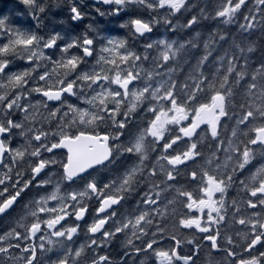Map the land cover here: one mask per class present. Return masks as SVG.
Returning a JSON list of instances; mask_svg holds the SVG:
<instances>
[{"label": "flooded vegetation", "instance_id": "flooded-vegetation-1", "mask_svg": "<svg viewBox=\"0 0 264 264\" xmlns=\"http://www.w3.org/2000/svg\"><path fill=\"white\" fill-rule=\"evenodd\" d=\"M44 3L48 4L53 12L60 15L59 21L55 25L51 24L53 31L60 33L62 23L66 19L63 13L66 6L64 0H48ZM161 9H169L167 10L170 11L169 13H176L170 6ZM63 27L67 31L71 30L67 23H64ZM210 109V114L213 116L216 113L219 114L218 108L212 106ZM25 114H27L26 118H24ZM19 115L20 118H18ZM17 124L20 126L16 127ZM0 127L8 130L0 132V141L5 148L4 152L0 154V180L4 181L0 185V192L4 188L8 189L7 193L0 195V203L15 195L20 187L32 178V168L41 159L49 165L44 170L47 173L45 176L48 182L47 189L56 190L59 188L60 190L56 200L40 202L42 196L46 197V192L39 189L36 186V181H33L31 187L21 193V196L10 208L0 213V249L4 250L0 251V264H30V262L31 264H97L101 260L100 257H106L105 259L120 264H132L136 258L137 264H142V261L146 260L149 261V264H161V261L164 264H207L205 255H201L204 252V246L212 250L211 244L206 240L209 231H201V229H206L205 217L209 209V201L203 197L206 192L205 176L202 172V177L193 188L194 182L191 179L194 176H191L189 180V163L182 170L185 166L184 162H188L187 159L192 152L188 151L187 155L184 153L185 151H182L183 154L173 155L170 166L165 160L168 156L164 158L168 170L173 169L174 172H179L177 177L171 173H169V177L177 182L176 186L183 189L182 194L185 193V201L180 207L175 225L170 219L159 214V208L151 213L141 211L139 202L142 192L138 187L137 193L134 194L128 191L125 195L121 192L112 195L113 193L106 189V178L102 177L101 182L96 181L101 170L111 167L109 164L86 172L74 182H58L57 178H60V173L63 172L66 164V152L64 150L48 152L47 149L56 144L61 137L55 139V142L52 141L49 134H44L39 142L33 139L30 129L33 131L39 129L38 122H34L27 111L15 110L12 112L9 108L7 112H1ZM53 129L60 131L59 128ZM37 150H39V155H33ZM253 157L264 164V154L255 151ZM141 158V163L137 159V183L140 180L147 183L150 179L158 178L162 168L157 165L150 167L152 168L151 175L146 178L143 175V170H147L149 167L144 168L141 165L144 163L145 156L142 155ZM255 160L253 162L256 164ZM152 172H156V174ZM244 172L241 169L233 173L231 177L233 187L239 185L240 179L244 177ZM156 181L152 190L157 196V201L159 196L166 194L165 198L160 199L170 203L174 202L171 191L163 193V189L159 187L165 182L157 181L159 182L157 183ZM90 182L97 184L96 191L88 187ZM65 190H68L66 194ZM231 190L235 192L234 188ZM189 191L195 194L191 199L192 202H189L190 199L187 198ZM253 193H255L253 206H248V209L263 211L264 199L260 198L264 197V179L261 180L259 187L250 191L249 199L253 197ZM108 196L118 198L119 202L97 214V209L101 206L100 200ZM136 205L137 209L132 208ZM41 208L44 209L43 213L40 212ZM84 208L88 213L85 218L87 223L85 219H75V216ZM61 217L64 219L60 223H56ZM238 218L244 220L245 214H237L234 219ZM48 222H52L53 227H49ZM101 225L102 228L98 232L89 231V228L95 226L100 228ZM72 227H76L77 232L72 235V239H68L69 229ZM175 227L185 236L175 237L172 231ZM189 229H193L194 234H188ZM61 231L63 235H57ZM160 235L162 236L159 238ZM232 242L233 240H231V244ZM149 244H151V248L147 247ZM229 245V243L220 244L219 252L225 253L229 258L236 257V260H239L238 257L244 258L245 264L250 257L256 256L264 248V246H259L249 252L246 251L248 244L242 250L236 249L238 252L235 253ZM137 250H139L138 254ZM230 252L235 253V256L230 255ZM176 257H179L180 260Z\"/></svg>", "mask_w": 264, "mask_h": 264}, {"label": "rangeland", "instance_id": "rangeland-1", "mask_svg": "<svg viewBox=\"0 0 264 264\" xmlns=\"http://www.w3.org/2000/svg\"><path fill=\"white\" fill-rule=\"evenodd\" d=\"M129 1L131 3H126L123 0V3L117 4V6L120 7H115L113 9L114 18L117 17L116 12H119L118 17H120L123 13V9H127L134 3H138L139 6L148 8L150 14L144 17H146L147 20L150 19L149 21L159 28L157 32V29H155L153 35L146 36L144 40H147V42L143 44L141 42L144 40L136 42L135 35L133 32H130L129 24H131L132 20L137 19V15L131 14L129 17H125L118 21L117 26L120 27L121 30L127 29L133 36L132 40L137 48L140 49V52L135 51L136 49L121 48L124 46L121 41L122 39L116 40V45L110 42L106 43L108 41L107 33L97 34L98 31L105 28V23L91 19L93 13L98 12L97 8L92 7L86 0L82 1L87 12V18L81 28L84 34L87 33V36L96 39V52L94 53V61L89 65V70H83L77 73V75L83 76L87 74L89 77L87 80L83 79V77L78 80L81 92H83L87 85L85 96L80 97V99H82L80 103H85L86 105L85 107H81L79 103L75 105L69 104L70 106L67 109L69 115L66 116L67 123L73 125V121L77 120L79 124L90 129L100 125L99 129L107 134L109 131V134L113 136V141L126 138V141H123V143H126L127 149L135 155H137V142L142 144L141 149L144 150V142L146 140H150L149 142L147 141L146 144L152 147L151 149L154 150L157 157L168 152L167 150H171V153L174 155H178L182 151L193 152V149L197 150L194 153H198V151L204 152L209 166V171L205 174V182L207 196L210 194L212 197L209 198L211 201L209 213L211 215L218 202V197L221 199L220 207H222L223 196L220 195L223 194V191L220 195L217 192L214 194V192L218 190L216 185L219 184V179L229 182L234 172L254 163L253 166L245 172L244 177L240 179L239 183L243 201L246 202L249 199L250 191L252 192L259 187L261 180L264 179V164L255 160L253 157L255 150L253 149L254 145H252L256 129L264 125V83H260L258 87L255 86V82H251V79L248 82L245 73H237L233 71L234 66L230 67L231 63L227 62V65H225L219 60L210 71H213V78H217L219 75L221 78L225 79L228 90H225L226 93L222 94L216 91L209 97L204 96L201 98V91H203L205 87L208 90L215 87L201 74L202 67L208 63V56L204 57L198 51H188L184 54L182 39L178 36H169V31H172V28L168 29L165 25L155 20L156 18H161L168 23L167 19L164 18L165 14L163 13V9H161L163 4L162 0ZM261 1L262 0H258L259 3ZM169 6L172 7L170 4ZM235 7L237 6H226L227 14L224 15V17L227 22H231ZM173 9L176 10L175 8ZM108 11L109 10L103 12L107 13ZM17 12L20 13L19 10H17ZM218 12H222L221 9L216 11V16ZM63 13L66 19L63 21L62 26H64V23L68 22L66 7ZM204 15L205 20L212 17L213 14L211 9L206 11ZM139 19L141 18L139 17ZM88 25H91V28H89ZM249 25L252 27L251 19H249L248 27ZM19 27L24 28V26ZM51 33L55 32L53 31ZM50 57L56 62L55 66L58 69L64 68L63 61L66 60L67 57H62L58 60L54 59V56ZM28 58L32 60L35 59L34 62L40 63L36 66L38 69H40L41 66H51L49 65V60H44L40 55H29ZM98 67H100L98 70H104L102 74L94 72ZM14 69L16 71L20 69L25 70V68L21 66ZM51 71H54L53 66ZM43 73H46V71L41 72L40 75ZM11 75L12 74L7 73L4 76H0V93H6L12 81L18 86H24L26 79L16 80L17 75L21 76L19 73L13 76ZM129 76H131L133 80L135 78V83L127 87L126 98H123L122 90L117 89L119 84L116 83V80L117 77H119V81L121 82ZM96 80H98V83L95 82ZM234 80H237V85L232 84ZM242 81H244V84H249L245 85L243 90L239 91L238 84L240 85ZM35 84L36 80L34 81V85ZM3 86H5V89ZM237 92L238 95L245 99L246 104L245 108L240 113H237L238 110L233 108V113L229 115L231 124L227 134L229 137L237 138L238 141L236 144L229 143V140L223 142L219 141L214 145L216 136L214 131L217 128L216 120L225 114V106L229 103L232 105L233 101L236 100L235 95ZM11 95H13V93H11L10 96ZM105 96L107 97L106 99ZM218 97H220V101L215 102L214 98ZM88 99L90 101H88ZM1 100L3 99H0V101ZM101 100H104L103 104L100 103ZM8 101H11V99ZM12 103L15 107L18 105V101L15 97H13ZM29 104V101H25L22 102L20 106L26 108ZM211 106L215 108L219 107V114L217 115L216 113L214 117L210 116L209 123L211 126L208 127L207 130H209L212 135L210 133L206 135L202 133L190 139L188 141L189 144H180L176 148V143L181 139V135H179L180 130L188 126H182L184 119L188 115L193 116L195 114L193 113L194 109H208L207 111H209V107ZM81 114H83V119H81ZM103 117L106 118L104 122H102ZM204 117L209 116L204 115ZM211 119L213 120L212 124ZM248 120L250 121L248 122ZM122 123L124 125L123 127H121ZM161 124L164 125L162 134L152 135V132L158 130ZM105 125L106 127H104ZM242 126L246 128L248 133L243 138H239L237 129L239 127L243 128ZM119 146V144H116L114 149L117 150ZM254 160L256 164L253 162ZM133 161L137 162V158ZM159 164L161 165V163ZM162 166H165V163H163ZM130 174L131 173H129V176ZM49 181L51 182V180ZM119 186L122 187L123 185L119 183ZM136 187L137 186L134 188ZM50 189L46 197L50 195L51 192L55 191L52 188ZM46 201L51 202V200L47 199ZM216 207L218 208V206ZM240 222L242 221L240 220ZM51 243L55 244L53 242Z\"/></svg>", "mask_w": 264, "mask_h": 264}, {"label": "snow or ice", "instance_id": "snow-or-ice-1", "mask_svg": "<svg viewBox=\"0 0 264 264\" xmlns=\"http://www.w3.org/2000/svg\"><path fill=\"white\" fill-rule=\"evenodd\" d=\"M22 2L27 3V0H22ZM105 3H108L109 0H104ZM168 3L170 4L173 8H175L177 11L179 10V8L183 5L184 0H162V3ZM117 4H121L123 3V0H116ZM41 11H43V8L40 9ZM73 15V21L75 22L76 20H83V16L81 15V13L79 12V10L76 7H73L71 9ZM97 11H99L97 9ZM227 14V10H225L224 12H218L217 16H224ZM101 15H103L101 13ZM116 15H119V12H116ZM34 19L36 18L35 16L33 17ZM195 21V18H193L192 20L189 21V26ZM6 23V18L5 19H0V25H3ZM89 28H91V25H88ZM147 25H144V28L147 29ZM150 30V29H149ZM137 31H140V29H137ZM63 38L57 33L55 35H53L50 39H48L47 44L45 45V49H55L58 50L61 57H64L65 55L69 54L70 49L72 48H77L80 52L79 55H70L68 59L64 60V67L65 68H76L78 64L83 63L84 62V58H92L94 56V53L96 52V49H93L91 46L94 44V40L92 38H88L87 37V33L84 34V38H80L77 37L75 39H73L71 42H65V45L63 47H61L58 44V41L62 40ZM35 40V37H33L31 40H25L23 41V43L25 44H31L33 43V41ZM56 52L54 51L52 53L53 56H55ZM68 56V55H67ZM50 58V57H47ZM29 61H31V58H29ZM94 67V66H93ZM6 70V64L5 65H0V71H4ZM23 77L17 75L16 76V80L19 81L21 80ZM46 77L45 75H41L40 76V80H44ZM83 79L87 80L89 79L88 76H84ZM95 82L98 83V80H96ZM116 83H120L119 81V77H117ZM121 87H124L123 84L120 85ZM32 92L35 93H40L42 94L43 98H46L47 102H61V103H67L68 102V97L75 95V89H74V85L72 83H69L66 87H64L60 92H52V91H43L40 87H34L32 90ZM67 94V95H65ZM63 98V99H62ZM107 97L105 96V99ZM0 99H2V97H0ZM41 102V101H40ZM38 102V103H40ZM100 103H104V100H101ZM70 106V105H69ZM9 108H11V104L8 105ZM59 112V105H55L54 106V110L52 111V115L56 116L57 113ZM81 119H83V114H81ZM20 125L17 124L16 127H19ZM123 123L121 124V127H123ZM164 125L161 124L160 128L156 131L152 132V135H159L162 134V129H163ZM7 129L4 128H0V132H7ZM44 133H40L37 134L35 136V140L37 142L41 141V139L43 138ZM79 139H84L87 141H93V138L91 137H82V138H77ZM105 140H107V137H104ZM56 147H67L69 149V152L71 153V157L70 159L72 160V164L71 166H65V175H66V179L71 181L73 180V178L75 176H77L78 174H80L81 172H83L84 170H86L88 167H90L93 163L95 162H100L101 160H103L104 158H106V151H93L92 153L88 154V155H84L82 153L81 148L75 146L74 142L72 141H67V142H61L60 145H52L51 147H49L47 149L48 152H52L54 151V149ZM102 147V146H100ZM142 148V144L137 142L136 144V150L140 151ZM22 155V153H21ZM33 155H39V150H37L36 153H33ZM49 165L48 163L41 159L38 161L37 165L35 167L32 168V178L29 179L28 181L25 182V184L23 186L20 187L19 191H17L15 193V195L9 197L8 199H6L3 203H0V213H3L7 208H10L12 206V204L17 200L18 197L21 196V193L25 192L26 189L30 188L33 181H36V186L43 190L44 192L47 193V186H48V182L45 179V176L47 175V173L44 172V170L46 168H48ZM43 173V174H42ZM39 177V179H38ZM4 183L3 180H0V185H2ZM17 183H19V181H17ZM88 187L90 189H92L93 191H96L97 189V184L95 182H90L88 184ZM8 189L4 188L2 192H0V195H3L4 193H7ZM59 188H56L55 191L51 192L50 195H47V197L45 198V196H42L41 199L39 200L40 202H46L47 200H56L57 199V193L59 192ZM253 195H255V193H253ZM117 203L116 201H112V204ZM112 205L111 204H101V206L99 207V209H97V214L104 212L106 208H110ZM44 209L41 208L40 212L43 213ZM88 213H87V209H81L80 213H78L75 216L76 220H81V219H85L87 217ZM64 218L61 217L60 220L56 221V223H60ZM85 222L87 223V220L85 219ZM49 223V227H53V223L52 222H48ZM210 229H201V231H209ZM89 231L92 233L97 232V228L96 227H91L89 228ZM77 232V228L76 227H72L69 229V236L68 239H72V235L75 234ZM57 235H63V232H59L57 233ZM105 235H107V233H105ZM206 239H209L212 241V247L216 248L217 245L215 244V239L212 237H206ZM257 245H261L264 246V238L257 236L255 240L252 241V243L246 248V251L251 252L253 248H255ZM148 248H151V244H149L147 246ZM0 251H4L3 249H0ZM139 250H137V254H138ZM232 256H235V253L230 252L229 253ZM77 255H79V253H77ZM166 255V254H165ZM106 257H100L101 260H104ZM31 264V262H30ZM161 264H164L163 261H161ZM247 264H264V251L259 252L256 256L250 257L247 261Z\"/></svg>", "mask_w": 264, "mask_h": 264}, {"label": "trees", "instance_id": "trees-1", "mask_svg": "<svg viewBox=\"0 0 264 264\" xmlns=\"http://www.w3.org/2000/svg\"><path fill=\"white\" fill-rule=\"evenodd\" d=\"M194 1L197 3L196 7L199 9L201 4H205V7H209L215 5V3L219 0ZM223 1L225 2L226 0ZM253 1L254 0H232L233 3H239L241 5L235 13L237 18L235 22L234 35L236 37L235 40L239 44V54L235 58L236 62L234 65L238 70L241 68L243 69L248 82L251 79V82H255V86H258L260 83H262V81L264 82V64L261 65L259 63V60H264V0H262L261 3L256 4H252ZM30 3L31 0H27V3L22 2V0H0V19L6 18V23L0 25V31H2L3 35L5 29V34L2 36V39L7 40L6 42L0 44V65H2L4 62H8L10 65L11 62L7 58H10L13 54H16L19 57L20 54L24 55L25 57L28 55V44L23 43V41L30 40L33 37L43 40L57 34L51 32L47 33L48 31L52 30V25L47 21L45 15L43 14L40 15V13H38L40 15L38 18L42 22V27L45 28L43 34H40L42 27H33L27 21V19L33 14V11L30 8ZM38 3L42 4L44 2L43 0H38ZM253 9H257L256 12H251ZM17 10H19L20 13L17 12ZM246 14L253 17V24L249 29L243 28V20ZM53 15L57 16V14ZM19 26H24V28ZM17 56H15V58L21 59ZM22 73L19 74L21 75ZM22 76L23 78H28V81L31 77L29 72H25ZM260 79H262V81H260ZM55 82H61V80H55ZM13 84L14 83L12 82V85ZM241 84L244 87L249 83L244 84V81H242ZM6 91V93H0V97L3 96V100L7 99L6 101H8V98L12 92L11 86L9 87V90ZM219 92H224V89H219ZM236 101L242 104V101L239 99ZM238 102L237 106H239ZM165 189L166 192H169L166 187ZM238 195L236 197L235 194H231L230 198L236 203H240V198ZM168 214L170 216L169 218L172 219L171 217L173 214Z\"/></svg>", "mask_w": 264, "mask_h": 264}, {"label": "water", "instance_id": "water-1", "mask_svg": "<svg viewBox=\"0 0 264 264\" xmlns=\"http://www.w3.org/2000/svg\"><path fill=\"white\" fill-rule=\"evenodd\" d=\"M103 2H104V0H103ZM104 3H105V2H104ZM109 3H110V1H109L108 3H105V4H109ZM144 25H145V24H143L142 22H139V21H137V22L134 23V29L136 30V32H137L138 34H143V33L149 31L148 27H147V29L144 28ZM137 29H140V31H137ZM258 135H260L261 137H263V140H264V130H260L259 133H258ZM82 137H89V136H84V135H82V136H80L79 138H82ZM96 138L99 139V137H96ZM97 139H96V140H97ZM75 143H76V145H77L79 148H81L82 153H83L84 155H88V154L92 153L93 151H102L103 148H104V151L107 152V146H106V144H104L103 147H100V146L97 145L93 150H88L86 146H87L88 144L92 143V141H87V140H84V139H79V140L77 139V140L75 141ZM67 150L69 151V149H67ZM90 151H91V152H90ZM70 157H71V153H70V155H69L68 165H67V166H71V164H72V160L70 159ZM96 163H98V162L93 163V165L96 164ZM91 166H92V165H91ZM89 168H90V167H88V168H87L86 170H84L83 172H86L87 170H89ZM83 172H81V173H83Z\"/></svg>", "mask_w": 264, "mask_h": 264}, {"label": "bare ground", "instance_id": "bare-ground-1", "mask_svg": "<svg viewBox=\"0 0 264 264\" xmlns=\"http://www.w3.org/2000/svg\"><path fill=\"white\" fill-rule=\"evenodd\" d=\"M41 8H43V11H41L40 9ZM39 11V12H38ZM38 13H40V15H45L46 16V18H47V21L50 23V24H52V25H55L58 21H59V19H60V15L58 14V13H55V12H53L51 9H50V6L48 5V4H46V3H42V4H40V6H39V8H38V10H37V12H36V15L38 16V17H40V15L38 14ZM53 14H57V16H54ZM49 32H53V28H52V30H50V31H48L47 33H49ZM259 63L261 64V65H263L264 64V60H259ZM245 65V64H244ZM245 69V68H244ZM254 71V70H253ZM240 75V74H239ZM255 75V74H254ZM234 78H235V76H234ZM242 78V77H241ZM199 81V80H198ZM197 81V82H198ZM209 81V80H208ZM260 81H262V79H260ZM263 82V81H262ZM226 83V82H225ZM238 83V82H237ZM262 84V83H261ZM237 85V84H236ZM198 86V85H197ZM231 87V86H230ZM258 87V86H257ZM200 88V87H199ZM247 88V87H246ZM250 88V87H249ZM260 88V87H259ZM197 89V88H196ZM199 90V89H198ZM104 127H106V125L104 126ZM110 129V128H109ZM108 133H109V131H108ZM142 157V156H141ZM135 160V159H134ZM132 162H135V161H132ZM169 165V164H168ZM140 166V165H139ZM170 166V165H169ZM160 167V166H159ZM154 168V167H153ZM170 168V167H169ZM174 168V167H173ZM151 170H152V168H150ZM157 169V168H156ZM170 169H172V168H170ZM145 170V169H144ZM162 170V169H161ZM154 171V170H153ZM156 172H157V170H156ZM156 172H152V173H155L156 174ZM155 174H152V175H154V176H156ZM172 174V173H171ZM152 177V176H151ZM156 179H158V178H155V181H156ZM155 183V182H154ZM157 183H159V182H157ZM154 186H155V184H153ZM158 185V184H157ZM160 185V184H159ZM33 191V190H32ZM32 191H31V193H32ZM133 191L135 192V193H137V187L136 188H133ZM30 193V194H31ZM36 193V192H35ZM33 195V194H32ZM133 200H134V198H133Z\"/></svg>", "mask_w": 264, "mask_h": 264}]
</instances>
